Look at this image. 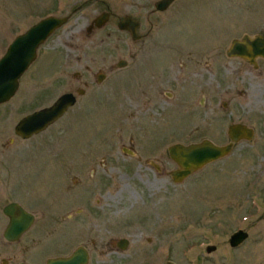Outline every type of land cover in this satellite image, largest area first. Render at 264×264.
Wrapping results in <instances>:
<instances>
[{
    "label": "rangeland",
    "instance_id": "rangeland-1",
    "mask_svg": "<svg viewBox=\"0 0 264 264\" xmlns=\"http://www.w3.org/2000/svg\"><path fill=\"white\" fill-rule=\"evenodd\" d=\"M155 1L0 0V58L39 20L71 16L0 106V264H19L24 247L44 259L80 245L88 264H264V62L255 69L225 55L263 22L264 0H182L152 28L144 18ZM103 12L108 23L88 34ZM126 16L141 21L140 41L118 31ZM120 60L126 69L111 71ZM154 85L162 103L144 106ZM69 92L77 103L62 119L16 137L22 117ZM233 124L253 129V139L172 181L168 147L225 146ZM11 201L35 215L15 244L2 237ZM240 229L248 239L232 249ZM120 239L125 251L113 245Z\"/></svg>",
    "mask_w": 264,
    "mask_h": 264
},
{
    "label": "water",
    "instance_id": "water-1",
    "mask_svg": "<svg viewBox=\"0 0 264 264\" xmlns=\"http://www.w3.org/2000/svg\"><path fill=\"white\" fill-rule=\"evenodd\" d=\"M174 0H160L155 3L157 11L165 10ZM70 16L55 17L50 16L34 24L23 34L18 35L8 46L4 56L0 59V105L8 102L19 88V79L28 67L35 61L38 48L59 28L68 22ZM109 14L102 13L97 16L93 25L97 28L105 24ZM137 21L126 17L119 24L121 31H128L132 39H136ZM226 56L244 57L252 63L257 56L264 57V42L259 39L250 40L244 37L241 42L234 41L227 50ZM124 66L123 62L118 67ZM82 94V91L79 92ZM75 97L73 94H63L51 105L28 116L23 117L14 127V133L21 139H29L34 135L43 132L51 124L60 119L67 110L74 106ZM222 107H227L226 103ZM230 143L226 146H216L208 140L199 144L184 146L175 144L168 148L171 160L177 165L178 169L172 171L170 176L175 184H180L192 173L196 172L206 164L214 162L228 155L234 144L241 140L250 141L253 138V130L241 124H233L227 128ZM3 214L9 219L4 230L3 238L8 242H16L27 231L34 220L30 214L16 204L10 203L3 208ZM248 238V234L242 230L235 231L229 238L228 244L236 249L241 246ZM120 250H126L128 242L124 239L118 243ZM215 250V247H207V252ZM88 256L81 248L76 249L69 258H59L47 261V264H87ZM166 264H174L167 262Z\"/></svg>",
    "mask_w": 264,
    "mask_h": 264
},
{
    "label": "flooded vegetation",
    "instance_id": "flooded-vegetation-1",
    "mask_svg": "<svg viewBox=\"0 0 264 264\" xmlns=\"http://www.w3.org/2000/svg\"><path fill=\"white\" fill-rule=\"evenodd\" d=\"M159 0H157V1H155L154 2V4H153V9H152V11H149L148 13H147V16H145V21L150 25V27H152L153 28V23H152V21L153 22H156V19H157V15L158 14H162V13H165V12H167L169 9H171L173 6L175 7V5L176 4H178L179 2H181L182 0H174L165 10H163V11H156L155 9H154V6H155V3L156 2H158ZM179 1V2H178ZM110 17H111V14H110ZM110 19V18H109ZM134 21H137L136 19H134V18H132ZM151 19H152V21H151ZM122 20V19H121ZM120 20V21H121ZM108 21V20H107ZM262 23H261V21L259 22V23H257V25L256 26H253V29H251V30H248V32H255V31H258V33L257 34H255L254 36H252V37H249L248 35H251L250 33H247V34H243V37H249V38H251L252 40H255V39H259L260 41H262V42H264V19H262ZM108 23V22H107ZM106 23V24H107ZM119 23V22H118ZM118 23H117V26H118ZM137 29H136V40H134V42H137V41H140V39L142 38L141 36H140V34H139V29H141L142 28V26H141V21H137ZM101 29V28H100ZM117 29H118V27H117ZM96 30H99V29H95V27L90 23L89 24V26L87 27V30H86V32L88 33V34H90V33H92L93 31H96ZM118 31H119V29H118ZM120 32H122V33H126V34H128L129 35V33L128 32H126V31H120ZM242 37V38H243ZM133 55H134V57L136 56H139V53H133ZM242 60H244V59H242ZM120 61H123V60H120ZM244 61H246V60H244ZM257 62H264V58L263 57H258V58H255V60H253V62L252 63H249L248 61H246V63L247 64H249V65H251V67L253 66L255 69L257 68ZM118 64L120 63V62H117ZM117 63H116V65H115V67H113V66H111L110 68H111V71H114L115 69H117L118 71H122V70H125L126 68V65H127V63H126V61H124V67L123 68H116L117 67ZM178 64H179V62H178ZM181 64V63H180ZM173 65V64H172ZM139 66H137L136 68H138ZM87 69H89L88 67H87ZM174 69V66H172L171 67V70H173ZM117 71V72H118ZM89 72V71H88ZM79 78H81V77H79ZM104 78H105V75L104 74H102V73H99L98 75H96V77H95V80H96V82L97 83H99L100 81H103L104 80ZM153 89H154V91H155V93L152 95L151 93H148L147 95L150 97L151 95H152V97H154V96H156V95H161V91H160V88L159 87H156V85H154L153 86ZM82 91V94H80L81 96H79V97H83L84 95H85V91L84 90H82V89H79V90H77L76 91V94H77V92L78 91ZM178 91V90H177ZM69 93H71V92H69ZM76 103H77V99H76ZM76 103H75V105H76ZM4 105V104H3ZM0 106H2V105H0ZM32 214V213H31ZM34 217H35V215H34ZM34 220H35V218H34ZM33 220V221H34ZM34 223H35V221L33 222V224H32V226L34 225ZM38 223V222H37ZM31 226V227H32ZM27 233V232H26ZM26 233H24L22 236H21V238H20V240L22 239V237L26 234ZM5 242L4 243H8V244H12L11 242H8V241H6L5 239H3ZM19 240V241H20ZM18 241V242H19ZM18 242H14V244L15 243H18ZM115 247H116V250L118 249V250H120L118 247V241H116L114 244H113ZM78 248H81L82 250H84L85 252H86V254H87V256H88V259H89V256H90V250L87 248V247H85L84 245H80V246H78V247H76V249H78ZM67 249H69V248H67ZM67 249H64V250H67ZM76 249L74 248L72 251H68V252H66L65 251V253L64 252H62V253H58V254H56V255H52V256H49V257H47V258H44V259H42L41 258V254L40 253H28V247H24V253L21 255V257H23V260H21L20 261V263L19 264H47V261H49V260H53V259H59V258H65V260H66V258H69L70 256H71V254L74 252V251H76ZM57 250H63V249H57ZM89 263V260H88V262H87V264Z\"/></svg>",
    "mask_w": 264,
    "mask_h": 264
},
{
    "label": "bare ground",
    "instance_id": "bare-ground-1",
    "mask_svg": "<svg viewBox=\"0 0 264 264\" xmlns=\"http://www.w3.org/2000/svg\"><path fill=\"white\" fill-rule=\"evenodd\" d=\"M199 71L202 70V68H198ZM199 74V73H197ZM144 99L139 98L140 103H142L144 106H151L150 104L156 105V104H161L162 103V96L161 95H156L154 97H151V100L149 96L143 95ZM150 103V104H149ZM186 107V105H183V108Z\"/></svg>",
    "mask_w": 264,
    "mask_h": 264
}]
</instances>
